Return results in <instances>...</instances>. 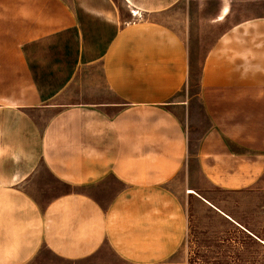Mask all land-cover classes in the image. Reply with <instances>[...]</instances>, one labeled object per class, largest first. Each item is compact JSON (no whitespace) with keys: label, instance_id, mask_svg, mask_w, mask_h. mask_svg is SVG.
I'll use <instances>...</instances> for the list:
<instances>
[{"label":"crops","instance_id":"1","mask_svg":"<svg viewBox=\"0 0 264 264\" xmlns=\"http://www.w3.org/2000/svg\"><path fill=\"white\" fill-rule=\"evenodd\" d=\"M206 28L190 91L189 45ZM0 157L37 158L69 188L30 202L32 169L5 187L33 206L25 237L63 259L107 247L161 263L184 236L182 200L234 222L210 190L264 186V0H0Z\"/></svg>","mask_w":264,"mask_h":264},{"label":"rangeland","instance_id":"2","mask_svg":"<svg viewBox=\"0 0 264 264\" xmlns=\"http://www.w3.org/2000/svg\"><path fill=\"white\" fill-rule=\"evenodd\" d=\"M188 10L192 12L198 9H185L186 12ZM214 34L206 28L199 38L191 40L190 91L197 89L200 66ZM83 71L91 77L99 73L96 67L90 72L88 69ZM86 80L91 81L90 78ZM26 145L33 149L32 143ZM31 169L36 173L28 175L19 185L20 191L29 195L30 202L44 203L56 195L69 192L66 185L50 180L44 166H37V158L0 157V264H103L104 260L111 259L116 264H127L114 258L107 247H103V254L99 256L63 259L43 246H35L32 238L25 237L24 231L32 235L35 229L33 214L29 212L33 206H22L19 200L7 195L9 190L5 187L11 176ZM176 179L178 184L181 183L182 173ZM210 193L212 204L240 227L198 199L182 200L186 214L184 236L175 252L158 264H264V186L239 193L211 189ZM38 208L43 209L44 205Z\"/></svg>","mask_w":264,"mask_h":264},{"label":"bare ground","instance_id":"3","mask_svg":"<svg viewBox=\"0 0 264 264\" xmlns=\"http://www.w3.org/2000/svg\"><path fill=\"white\" fill-rule=\"evenodd\" d=\"M225 11H226V9H223V12L220 14V16H218L220 20H221V18H223V16H224L223 14H225ZM187 193H194V191L192 189H187ZM263 243H264V241H263Z\"/></svg>","mask_w":264,"mask_h":264}]
</instances>
